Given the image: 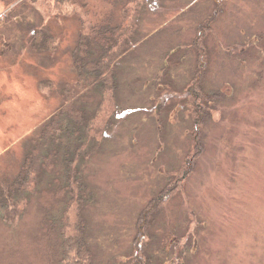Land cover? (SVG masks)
<instances>
[{
  "label": "rangeland",
  "instance_id": "1",
  "mask_svg": "<svg viewBox=\"0 0 264 264\" xmlns=\"http://www.w3.org/2000/svg\"><path fill=\"white\" fill-rule=\"evenodd\" d=\"M84 1L119 21L115 0ZM217 2L202 83L222 98L199 129L184 95L166 99L159 80L166 65L185 92L197 70L192 42ZM54 5L0 0V186L18 175L26 143L65 102L66 86L81 92L71 60L81 28L75 17H56ZM36 31L52 35L51 52L32 49ZM137 31L134 52L118 65L117 119L82 173L95 197L83 209L92 264H126L138 215L173 181L181 190L137 239L147 257L154 238L160 264H264V0H154ZM177 51L175 68L165 56ZM195 138L203 154L190 169ZM22 208L0 218V264H57L39 232L40 205L32 198ZM28 248L37 249L32 257Z\"/></svg>",
  "mask_w": 264,
  "mask_h": 264
},
{
  "label": "trees",
  "instance_id": "2",
  "mask_svg": "<svg viewBox=\"0 0 264 264\" xmlns=\"http://www.w3.org/2000/svg\"><path fill=\"white\" fill-rule=\"evenodd\" d=\"M30 1L31 4L37 2ZM83 1L55 0L53 6L56 7V17H75L81 28L76 45L71 51L73 71L77 78L75 86H79L81 92H71V87L66 86L67 90L63 94L65 102L40 127L37 136L26 143L25 156L18 175L11 182L3 181L0 186L2 219L9 212L21 211L22 207L35 198L43 214L39 232L41 236H48V242L51 238L49 244L58 254L57 264H92L93 254L85 238L86 221L83 209L86 205L94 204L95 197L84 184L82 173L92 153L100 149L99 142L117 119L115 97L120 77L118 65L122 58L134 52L139 38L137 27L147 5L154 0H115V5L119 8V21L106 14L98 15V8L91 9L87 1ZM222 10L221 2H217L216 7L197 28V37L192 42V49L196 51L197 70L195 69L196 73L187 82L189 84L185 88L186 93L169 79L170 70L166 65L159 80L166 99L176 101L181 93L184 95L187 105L192 109L194 125L199 129L209 117L208 109L206 110L209 103L213 102V99L222 98L218 93H209L203 86L204 82L202 83L208 56L210 57L207 53L206 38ZM53 16L44 19L50 21L55 18ZM52 41V35H48L46 31H36L30 40L32 49L40 55L44 54V51L51 52ZM178 51L165 56L170 61V66L174 65L175 68L181 67L179 61L173 64L171 62ZM77 100L79 104H76ZM87 104H92L93 109L88 110ZM198 138L200 139V136ZM70 141L75 142L74 147L69 144ZM194 147L195 156L187 163L190 169L195 165L197 155L200 157L203 154L202 144L197 138L194 139ZM187 172L183 174L186 177ZM173 182L159 192L138 215L135 225L136 237L133 239L126 264L162 262L157 263L155 253L153 255L152 247L156 244L154 238H151L149 258L145 255L144 247L137 245V239L143 235L145 238L157 214L163 211L181 190L182 187L173 186ZM20 215L19 212L16 213V217ZM35 241L37 248H40V239ZM159 246L158 251L165 254L163 245ZM34 251L28 248L31 257L35 254ZM36 264L44 263L36 261Z\"/></svg>",
  "mask_w": 264,
  "mask_h": 264
}]
</instances>
